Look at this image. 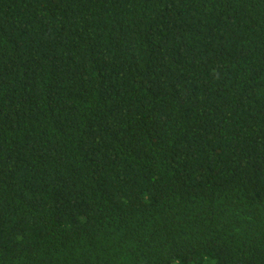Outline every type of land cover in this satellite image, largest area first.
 Instances as JSON below:
<instances>
[{"label":"trees","instance_id":"obj_1","mask_svg":"<svg viewBox=\"0 0 264 264\" xmlns=\"http://www.w3.org/2000/svg\"><path fill=\"white\" fill-rule=\"evenodd\" d=\"M0 264H264V0H0Z\"/></svg>","mask_w":264,"mask_h":264}]
</instances>
